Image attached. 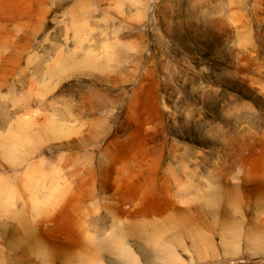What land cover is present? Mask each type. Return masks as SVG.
<instances>
[{"label": "rangeland", "instance_id": "374dc122", "mask_svg": "<svg viewBox=\"0 0 264 264\" xmlns=\"http://www.w3.org/2000/svg\"><path fill=\"white\" fill-rule=\"evenodd\" d=\"M0 264H264V0H0Z\"/></svg>", "mask_w": 264, "mask_h": 264}]
</instances>
